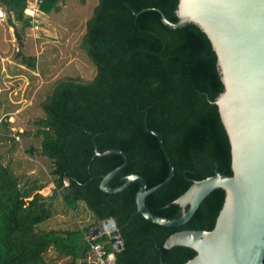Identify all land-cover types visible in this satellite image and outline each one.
<instances>
[{"label": "trees", "instance_id": "trees-1", "mask_svg": "<svg viewBox=\"0 0 264 264\" xmlns=\"http://www.w3.org/2000/svg\"><path fill=\"white\" fill-rule=\"evenodd\" d=\"M62 1L43 0L41 10L59 13ZM178 1L99 0L82 41L96 74L92 79L80 74L56 79L43 104L45 114L35 121L33 135L40 146L25 148L50 160V180L23 185L22 176L0 157V264H52L47 259L51 249L66 258L61 264H87L91 244L85 234L109 219L116 220L124 248L113 249L107 234L94 242L104 238L102 244L114 253L116 264H183L196 255L186 246L166 249L164 242L179 230H211L225 191L214 190L180 227L154 224L138 211L139 184L119 193L101 189L102 178L125 158L96 156L93 141L95 137L102 152L116 148L128 155V164L111 180L112 187L123 185L131 173L143 176L149 188L161 183L169 164L159 139L146 129L148 109L149 127L162 136L175 173L148 196L147 206L170 219L180 217L181 207L173 201L193 181L217 171L232 175L229 138L213 102L224 89L217 55L197 25L172 28L163 23L162 13L178 21ZM29 4L30 0H0L17 37L16 59L36 69L38 57L29 53L32 24L25 14ZM1 124L7 121L1 119ZM52 186V194L42 192ZM58 198L73 210L84 202L93 212L92 223L81 225L75 216L74 227L43 228L55 214Z\"/></svg>", "mask_w": 264, "mask_h": 264}, {"label": "water", "instance_id": "water-1", "mask_svg": "<svg viewBox=\"0 0 264 264\" xmlns=\"http://www.w3.org/2000/svg\"><path fill=\"white\" fill-rule=\"evenodd\" d=\"M176 16L178 21L174 22L162 13V21L172 28L197 25L217 55L224 89L213 102L229 138L232 175L217 171L193 181L173 201L181 207L178 218L152 213L147 198L172 180L175 167L162 136L149 127L146 109V129L159 139L169 164L167 178L149 188L143 176L131 173L123 185L112 187L110 182L127 166L128 155L116 148L100 151L94 137L96 156L121 154L125 158L122 165L102 178L100 187L108 193H119L139 184L138 211L148 221L166 227L186 224L205 198L221 188L225 200L214 227L176 231L165 240L164 248H192L196 255L183 264H264V0H179ZM106 233L113 249L124 248L115 219L91 229L95 237ZM114 259L116 263L115 255Z\"/></svg>", "mask_w": 264, "mask_h": 264}, {"label": "rangeland", "instance_id": "rangeland-1", "mask_svg": "<svg viewBox=\"0 0 264 264\" xmlns=\"http://www.w3.org/2000/svg\"><path fill=\"white\" fill-rule=\"evenodd\" d=\"M98 3L99 0H63L61 13L51 11L39 16L44 20L42 27L33 28L34 31L28 29L32 33L29 53L38 57L36 69L20 67V61L16 59L20 58L17 55V37L14 43H10L12 47L8 54L0 52V157L22 176L23 185L50 180V160L39 154H29L25 148L30 144L40 146V141L33 135L37 128L35 121L44 116L43 104L51 95L56 79L77 74L92 79L96 74L97 68L82 47V41L86 22ZM49 19L57 29L48 22ZM5 27L6 35L11 36L8 25ZM7 55H11L13 62L2 60ZM1 119L7 124H1ZM23 131L29 133L23 137ZM8 135L12 139L6 138ZM52 191L53 186L42 190L45 195L52 194ZM75 216L81 225L93 221V212L84 202L73 210L64 206L58 198L55 201V214L42 227L71 228L76 224ZM99 242L106 240L101 237ZM47 259L52 264L66 261L54 249L47 253Z\"/></svg>", "mask_w": 264, "mask_h": 264}, {"label": "built area", "instance_id": "built-area-1", "mask_svg": "<svg viewBox=\"0 0 264 264\" xmlns=\"http://www.w3.org/2000/svg\"><path fill=\"white\" fill-rule=\"evenodd\" d=\"M43 0H30V4L25 11L26 16L31 18L32 28H39V14L41 13V4ZM6 18V12L0 7V20ZM14 36V34H13ZM108 235V233H106ZM86 240L91 244V251L87 257V264H116L114 253L107 252L104 245L100 242H94L97 238L90 234H85Z\"/></svg>", "mask_w": 264, "mask_h": 264}, {"label": "crops", "instance_id": "crops-1", "mask_svg": "<svg viewBox=\"0 0 264 264\" xmlns=\"http://www.w3.org/2000/svg\"><path fill=\"white\" fill-rule=\"evenodd\" d=\"M62 12V11H61ZM59 12V13H61ZM44 12L41 10V13L39 14V16H41V14H43ZM39 21H40V27H42L41 25L44 24V20L40 19L39 18ZM47 21V20H46ZM48 22L54 27L53 23H51L50 19L48 20ZM5 25H8L9 27V31H10V35L13 36L14 34V38L10 39L11 36H7L6 34V27ZM1 27H4V29H2ZM64 26H62L63 28ZM55 29H57V27H54ZM31 30H35L33 29L32 27H30ZM28 36H29V43H31V37H32V33L29 32L28 30ZM10 37V38H9ZM16 39V36H15V32H14V27L11 25L9 19H8V15L6 14V18L4 20H0V52L3 54H8L11 50V45L10 43H14L13 41H15ZM14 49V47L12 48ZM11 55H7V56H3L2 57V60H8L10 62H13L10 58ZM6 66V65H5ZM20 67L22 68H25L26 66L25 65H22L20 64ZM7 68V67H6ZM28 68V67H27Z\"/></svg>", "mask_w": 264, "mask_h": 264}]
</instances>
